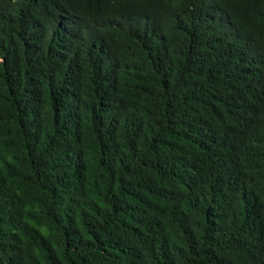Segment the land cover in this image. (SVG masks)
I'll list each match as a JSON object with an SVG mask.
<instances>
[{
  "label": "trees",
  "instance_id": "16d2710c",
  "mask_svg": "<svg viewBox=\"0 0 264 264\" xmlns=\"http://www.w3.org/2000/svg\"><path fill=\"white\" fill-rule=\"evenodd\" d=\"M0 264H264V0H0Z\"/></svg>",
  "mask_w": 264,
  "mask_h": 264
}]
</instances>
